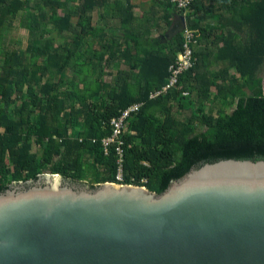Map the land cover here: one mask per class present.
<instances>
[{"label": "trees", "instance_id": "16d2710c", "mask_svg": "<svg viewBox=\"0 0 264 264\" xmlns=\"http://www.w3.org/2000/svg\"><path fill=\"white\" fill-rule=\"evenodd\" d=\"M151 3L136 16L132 0H0V192L43 174L118 183L101 139L135 103L124 184L161 194L202 163L264 160V0H194L186 14ZM176 15L198 36L197 60L150 98L183 50V32L166 36ZM214 99L215 115L203 104Z\"/></svg>", "mask_w": 264, "mask_h": 264}, {"label": "water", "instance_id": "95a60500", "mask_svg": "<svg viewBox=\"0 0 264 264\" xmlns=\"http://www.w3.org/2000/svg\"><path fill=\"white\" fill-rule=\"evenodd\" d=\"M177 16L168 32L186 28ZM0 264H264V160L202 163L161 194L59 174L14 183Z\"/></svg>", "mask_w": 264, "mask_h": 264}, {"label": "built area", "instance_id": "2783aa9c", "mask_svg": "<svg viewBox=\"0 0 264 264\" xmlns=\"http://www.w3.org/2000/svg\"><path fill=\"white\" fill-rule=\"evenodd\" d=\"M194 0H171L178 10L188 12L191 3ZM185 16V15H184ZM183 50L178 54L176 62L169 67V77L161 91H156L150 95V98L158 96L162 92L175 87L178 84L179 76L186 70H189L195 64L197 58L193 56V47L197 44V35L186 28L183 31ZM187 95V93H184ZM142 103H135L128 109L122 111L118 117L113 118L109 123L111 134L101 139L104 152L107 155L112 149L116 156V175L118 184H124V134L128 133V121L131 115L136 114L141 109ZM95 141V140H94ZM133 185V184H128Z\"/></svg>", "mask_w": 264, "mask_h": 264}, {"label": "rangeland", "instance_id": "374dc122", "mask_svg": "<svg viewBox=\"0 0 264 264\" xmlns=\"http://www.w3.org/2000/svg\"><path fill=\"white\" fill-rule=\"evenodd\" d=\"M188 13V12H187ZM21 41H22V47H23V49H25L26 48V42H27V32H25V31H22L21 33H20V35H19V37H18ZM59 41V39H57V38H55L54 39V43L55 44H57V42ZM231 73L232 74H235V72L234 71H231ZM259 75L263 78V86H264V69H262L261 71H260V73H259ZM107 78V77H106ZM107 79H109V78H107ZM211 92L213 93V94H215V92H216V88L215 87H213V86H211ZM188 94V93H187ZM192 97H194L195 96V94H193V93H191L190 94ZM189 95V96H190ZM14 96H15V94H14ZM195 99V98H194ZM20 102H21V100L20 99H18V101H17V104L19 105L20 104ZM203 104L205 105V108H206V110H208V112H212L214 115L216 114V111H218V109H220L221 108V104L219 103V101H218V99H214V100H210V101H204L203 102ZM233 107V106H232ZM231 110V108H225V111L226 112H229ZM177 116H180V117H183V115L181 114V113H179ZM200 130H202V129H200ZM36 148L37 147H33V151H35L36 150Z\"/></svg>", "mask_w": 264, "mask_h": 264}, {"label": "crops", "instance_id": "0c3cea01", "mask_svg": "<svg viewBox=\"0 0 264 264\" xmlns=\"http://www.w3.org/2000/svg\"><path fill=\"white\" fill-rule=\"evenodd\" d=\"M132 4L135 6L134 8V15L136 16H140L143 13H145L146 11L149 10L150 6H151V0H132ZM179 21L178 16L176 15L173 19H172V23ZM170 28V27H169ZM169 28L166 29V33L168 34ZM158 34L156 32V30L152 31V36L156 37ZM173 36H171L172 38ZM107 79V78H105Z\"/></svg>", "mask_w": 264, "mask_h": 264}, {"label": "flooded vegetation", "instance_id": "af4514ba", "mask_svg": "<svg viewBox=\"0 0 264 264\" xmlns=\"http://www.w3.org/2000/svg\"><path fill=\"white\" fill-rule=\"evenodd\" d=\"M173 34H175V30H173L172 32H168V36H172Z\"/></svg>", "mask_w": 264, "mask_h": 264}]
</instances>
